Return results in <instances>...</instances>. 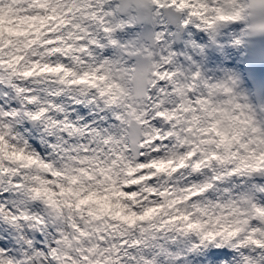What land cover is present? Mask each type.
Here are the masks:
<instances>
[{
  "label": "clouds",
  "instance_id": "1",
  "mask_svg": "<svg viewBox=\"0 0 264 264\" xmlns=\"http://www.w3.org/2000/svg\"><path fill=\"white\" fill-rule=\"evenodd\" d=\"M254 52L264 0H0V264H264Z\"/></svg>",
  "mask_w": 264,
  "mask_h": 264
},
{
  "label": "rangeland",
  "instance_id": "2",
  "mask_svg": "<svg viewBox=\"0 0 264 264\" xmlns=\"http://www.w3.org/2000/svg\"><path fill=\"white\" fill-rule=\"evenodd\" d=\"M230 63H231V59L230 58H228V61H224V65L225 66L231 67ZM232 64H233V60H232Z\"/></svg>",
  "mask_w": 264,
  "mask_h": 264
}]
</instances>
